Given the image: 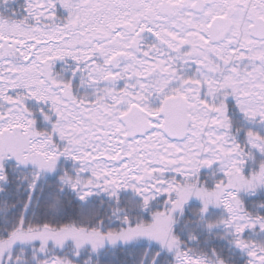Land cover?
Returning <instances> with one entry per match:
<instances>
[{"label": "snow or ice", "instance_id": "1", "mask_svg": "<svg viewBox=\"0 0 264 264\" xmlns=\"http://www.w3.org/2000/svg\"><path fill=\"white\" fill-rule=\"evenodd\" d=\"M0 264H264V0H0Z\"/></svg>", "mask_w": 264, "mask_h": 264}, {"label": "trees", "instance_id": "2", "mask_svg": "<svg viewBox=\"0 0 264 264\" xmlns=\"http://www.w3.org/2000/svg\"><path fill=\"white\" fill-rule=\"evenodd\" d=\"M111 259H113V258H110V260H111ZM114 259H115V260H119V259H121V257H120L119 255H116V256L114 257Z\"/></svg>", "mask_w": 264, "mask_h": 264}]
</instances>
